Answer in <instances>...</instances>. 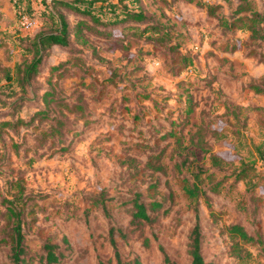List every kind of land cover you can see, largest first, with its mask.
<instances>
[{
  "label": "rangeland",
  "instance_id": "rangeland-1",
  "mask_svg": "<svg viewBox=\"0 0 264 264\" xmlns=\"http://www.w3.org/2000/svg\"><path fill=\"white\" fill-rule=\"evenodd\" d=\"M252 3L264 13V0ZM148 4L170 28V39L154 44L148 36V45L102 52L105 63L89 60L99 79L112 81L104 83L97 101L101 88L84 92L90 122L69 123L73 131L62 138L50 142L26 132L22 123L2 125L29 119L43 106L31 95L20 101L0 72V264H14L17 218L25 250L21 264H48L46 244L61 255L56 264H115L111 227L126 235L115 236L124 262L165 264L161 247L174 264H191L196 208L206 263L264 264L261 246L228 233L241 225L264 241V45L220 26L238 0H193L202 8L217 5L211 18L194 5L177 3L170 11L162 0H144L147 10ZM43 8V0H0V65L21 62L18 39L39 30H22L16 11L36 15L39 26ZM56 55L59 63L62 54ZM77 83L66 81L68 88L57 96L68 100ZM34 87L33 95H41ZM196 173L206 191L197 201L183 190ZM136 196L150 222L133 221ZM152 203L162 206L152 209ZM12 208L18 217L8 212Z\"/></svg>",
  "mask_w": 264,
  "mask_h": 264
},
{
  "label": "trees",
  "instance_id": "trees-1",
  "mask_svg": "<svg viewBox=\"0 0 264 264\" xmlns=\"http://www.w3.org/2000/svg\"><path fill=\"white\" fill-rule=\"evenodd\" d=\"M221 1L230 2L231 0ZM43 2V10L37 13L39 22L37 33L31 37L18 39L20 46L17 47L20 49L23 60L15 62L13 67L0 65V72L3 74L2 81H5L8 88H16L20 101L31 95V98H35L43 107L38 106L29 119L18 118L16 123L13 120H4L2 125L13 127L22 123L27 127L25 128L26 132L30 130L38 137L41 133V140L49 139L50 142H53L56 138H62L67 132L73 131L72 127H69V123L83 121L85 124H89L91 113L88 104L85 103L88 100L85 98L84 92H92L93 87L101 88L97 90L98 94L95 97L97 101L101 97L99 95L103 90L104 83L108 81L109 84L112 81L111 76L108 78L102 76V79H99L101 74L95 69L97 66L89 60L94 58L105 63V59L100 56L102 52L113 54L118 48L129 51L132 44L142 46L144 43L148 45V36H151L149 38L154 44L163 43L168 41V38L170 39V28L162 25L163 23H159L153 17V13L149 10V4L148 10L146 5H143L144 0H50L49 2L43 0ZM162 2L170 11L177 3L184 6L194 5L199 10L205 9L208 18L213 16L217 8V5L213 4H206V8H202L198 4H193V0H162ZM16 14L19 21L23 15L36 18V15L29 14L25 10L18 9ZM69 14L74 16L72 25L67 21ZM219 22L220 26L227 31H242L247 34V43L254 41L257 42L258 47L259 44L264 45V13L255 9L252 0H238L237 8L232 16L220 19ZM96 41H102L103 46H98ZM55 46L65 50L69 58L56 65H49L48 59ZM138 53L142 54L140 48H138ZM10 58H12L11 55ZM42 76L45 77L40 82ZM72 77L76 78L75 81L73 80L74 83L76 81L79 83L75 84L76 87L69 93L68 100L66 98V100H61L57 96V92L68 88L63 85H66V81L71 80ZM32 87L36 92H42L41 95L38 93L36 96L33 95V92L30 91ZM257 90L259 91V89ZM93 101L95 100L91 97L89 102L93 103ZM54 110H60L61 116H55ZM63 116L69 120H65ZM43 122L48 123V129H43L40 126ZM1 128L0 125V134L3 132V130L1 132ZM199 175L200 173H196L194 182L183 187L184 192L195 201L206 194V191L202 190L197 182ZM132 202L135 209L133 221L150 222L147 207L139 197L136 196ZM100 204L103 210L107 211L105 202L100 201ZM161 206L160 203L151 205L152 209L161 208ZM208 207L210 208L209 205ZM12 211L8 209V212L18 217L13 208ZM195 213V225L191 232L188 253L191 256V264H208L202 255V231L198 208L195 209ZM16 222L11 259L14 264H21L24 262L22 256L25 250L21 220L17 218ZM116 232L121 237H126L120 229L111 227L109 230L115 264H132L123 261L115 240ZM228 233L231 238L239 237L245 242L258 244L262 247L264 256V241L261 237L249 235L241 225L229 227ZM44 248L47 251L46 262L48 264L58 263L61 255H56V246L46 244ZM160 249L164 254L165 264H174L163 248L160 247ZM98 264L112 263H105L98 259ZM133 264L140 263L135 260Z\"/></svg>",
  "mask_w": 264,
  "mask_h": 264
},
{
  "label": "crops",
  "instance_id": "crops-1",
  "mask_svg": "<svg viewBox=\"0 0 264 264\" xmlns=\"http://www.w3.org/2000/svg\"><path fill=\"white\" fill-rule=\"evenodd\" d=\"M180 7H184V5H180ZM67 21H68V23L70 24V25H72L73 24V22H74V16L73 15H67ZM96 43H97V45L98 46H103V42L102 41H96ZM119 50V48L116 50V51H118ZM56 53H61L62 54V56H61V60L59 61V62H62V61H66V60H68V53L65 51V50H63V49H61V48H59V47H57V46H55V47H53L52 48V50H51V56L49 57V59H48V63H51L52 61H54V62H57L58 63V56L56 55ZM86 57H87V54H86ZM12 59H13V56H12ZM4 62H7V61H4ZM15 62L16 61H14L13 62V65H11L10 63L11 62H9V63H6L4 66H8V67H13L14 66V64H15ZM73 80H75V78L73 79V77L71 78V81H73Z\"/></svg>",
  "mask_w": 264,
  "mask_h": 264
},
{
  "label": "built area",
  "instance_id": "built-area-1",
  "mask_svg": "<svg viewBox=\"0 0 264 264\" xmlns=\"http://www.w3.org/2000/svg\"><path fill=\"white\" fill-rule=\"evenodd\" d=\"M19 24H20L21 29L24 31L25 30L32 31L38 28V23L34 19L30 18L29 16H25V15L21 16Z\"/></svg>",
  "mask_w": 264,
  "mask_h": 264
}]
</instances>
